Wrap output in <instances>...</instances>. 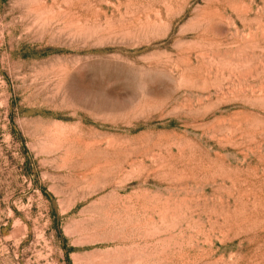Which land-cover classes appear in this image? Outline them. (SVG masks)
<instances>
[{
	"label": "rangeland",
	"instance_id": "374dc122",
	"mask_svg": "<svg viewBox=\"0 0 264 264\" xmlns=\"http://www.w3.org/2000/svg\"><path fill=\"white\" fill-rule=\"evenodd\" d=\"M0 264H264V0H0Z\"/></svg>",
	"mask_w": 264,
	"mask_h": 264
}]
</instances>
